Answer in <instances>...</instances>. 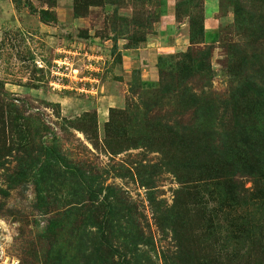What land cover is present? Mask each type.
<instances>
[{
	"label": "rangeland",
	"instance_id": "374dc122",
	"mask_svg": "<svg viewBox=\"0 0 264 264\" xmlns=\"http://www.w3.org/2000/svg\"><path fill=\"white\" fill-rule=\"evenodd\" d=\"M174 20L148 88L122 56ZM106 250L264 264V0H0V264Z\"/></svg>",
	"mask_w": 264,
	"mask_h": 264
},
{
	"label": "crops",
	"instance_id": "0c3cea01",
	"mask_svg": "<svg viewBox=\"0 0 264 264\" xmlns=\"http://www.w3.org/2000/svg\"><path fill=\"white\" fill-rule=\"evenodd\" d=\"M205 30L206 32L215 31L214 25L209 27L205 25ZM154 37L152 40L149 39L147 45L143 49H139L138 53L123 54L122 56L124 66L128 65L133 69H140L142 81L144 82L156 81L152 75L156 69L157 59L162 55L160 53L183 51L186 43H188V32L186 28H181V25L175 20L173 23L169 22L164 29H161L159 37ZM168 37H171L170 41L167 39Z\"/></svg>",
	"mask_w": 264,
	"mask_h": 264
},
{
	"label": "trees",
	"instance_id": "16d2710c",
	"mask_svg": "<svg viewBox=\"0 0 264 264\" xmlns=\"http://www.w3.org/2000/svg\"><path fill=\"white\" fill-rule=\"evenodd\" d=\"M196 32H197L196 35L201 40L200 42H202L204 44L212 45V44H215L217 42L218 36H217V34H216L215 31H213V33L212 32H206L204 26L201 25L200 28ZM189 41H192V29L190 31V40ZM163 55L166 56L165 54H162L157 59V63H156V68L157 69L160 68V60L162 59L161 57H164ZM197 65L200 67V63H197ZM143 85L144 86H147L148 88H153L154 86H156V81L155 82H151V83H148V82L147 83H144L143 82ZM249 137L250 136H248V135L246 136V138H249ZM245 143H246V140H245ZM79 175H80V177H82L84 174L80 172ZM85 190H86L85 193H88V194H92L93 193V190L90 189V188H88V187ZM100 244H101V242H100ZM102 247L105 248V249L107 248L106 246H102ZM96 253H97V250L96 249H93L92 254H96ZM107 254L109 255L108 258H110V260H112L111 259L112 253H110V252L107 251ZM90 257H91V254H90ZM104 261H105V264H114L115 263L113 260L112 261L114 263H112L111 261H109L107 259H104ZM115 264H124V263L123 262H119V263L116 262Z\"/></svg>",
	"mask_w": 264,
	"mask_h": 264
},
{
	"label": "built area",
	"instance_id": "2783aa9c",
	"mask_svg": "<svg viewBox=\"0 0 264 264\" xmlns=\"http://www.w3.org/2000/svg\"><path fill=\"white\" fill-rule=\"evenodd\" d=\"M57 62V61H56ZM58 63V62H57ZM62 63V64H61ZM57 66H58V68H60L61 69V65H64V66H67V64L65 63V62H60V64H56ZM60 69H58V71L60 70ZM66 69V68H65ZM64 73V72H63ZM60 77H64V76H60ZM60 80H61V78H60ZM56 86H58L57 85V82H56Z\"/></svg>",
	"mask_w": 264,
	"mask_h": 264
}]
</instances>
